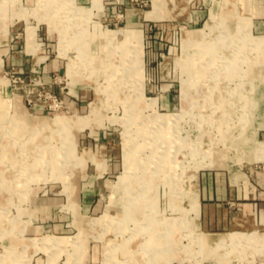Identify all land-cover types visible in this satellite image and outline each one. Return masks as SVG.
<instances>
[{
  "label": "rangeland",
  "instance_id": "1",
  "mask_svg": "<svg viewBox=\"0 0 264 264\" xmlns=\"http://www.w3.org/2000/svg\"><path fill=\"white\" fill-rule=\"evenodd\" d=\"M248 3L200 20L201 0H0V264L264 262V228L207 234L190 196L202 167L264 159ZM14 23L56 61L41 87L3 63Z\"/></svg>",
  "mask_w": 264,
  "mask_h": 264
},
{
  "label": "crops",
  "instance_id": "2",
  "mask_svg": "<svg viewBox=\"0 0 264 264\" xmlns=\"http://www.w3.org/2000/svg\"><path fill=\"white\" fill-rule=\"evenodd\" d=\"M201 1L203 8L193 10L194 18L200 20L203 15H206L207 18L209 11H214L218 0ZM247 7L249 11H253L250 20L251 32L264 34V0H249ZM206 18L201 26L204 25ZM19 24L10 25L9 39L11 42H8V46L4 50L7 52L3 61L4 65L13 67L17 71L22 70L23 67L30 71L37 70L39 71V73H35L37 77L42 80L48 79L49 69L55 66L56 61L46 59L47 54L43 52L42 45L46 43L44 41L45 35L36 31V25L34 37L38 42L37 47L34 51L27 50L25 46V23ZM17 33L21 36V43L15 38ZM156 46L158 47V45L151 43L150 47L146 49V64L152 63L151 49ZM259 66L254 65L252 71H258ZM262 68H260L261 74ZM260 104L259 111H264V104L262 105V102ZM261 121H264V113L261 115ZM257 161L242 166H231L230 164L206 166L197 171L193 187L197 197L196 222L201 230L207 234H218L230 230L244 231L264 228V159ZM95 162L102 167V161L97 160ZM88 180V185L85 186L84 184L81 187L80 194L84 198L88 197L90 190L95 192L96 189L91 186V179ZM110 185L112 187L111 182L107 186L110 187ZM85 205L86 203H83V206ZM259 264H264V262Z\"/></svg>",
  "mask_w": 264,
  "mask_h": 264
},
{
  "label": "built area",
  "instance_id": "3",
  "mask_svg": "<svg viewBox=\"0 0 264 264\" xmlns=\"http://www.w3.org/2000/svg\"><path fill=\"white\" fill-rule=\"evenodd\" d=\"M24 79L31 84L39 85V87L42 86V81L37 76H27L24 77L23 75H20L19 73L12 77L13 81L23 82ZM34 87V86H33ZM35 89V92L37 93V96H42V99H48L47 105L52 107H57L59 105V99L55 96V94L48 90H43L40 88ZM31 89H29L30 92ZM30 96L26 97V100H29Z\"/></svg>",
  "mask_w": 264,
  "mask_h": 264
},
{
  "label": "bare ground",
  "instance_id": "4",
  "mask_svg": "<svg viewBox=\"0 0 264 264\" xmlns=\"http://www.w3.org/2000/svg\"><path fill=\"white\" fill-rule=\"evenodd\" d=\"M82 37V36H81ZM84 37V36H83ZM81 39V38H80ZM81 43H83V42H81ZM192 43V42H191ZM199 44V43H198ZM215 44V43H214ZM201 45V44H200ZM215 47V46H214ZM212 48V47H211ZM207 52V51H206ZM87 56V55H86ZM91 57V56H90ZM100 64V63H99ZM72 117V116H71ZM64 118V117H63ZM77 118V117H76ZM22 119V118H21ZM72 119V118H71ZM76 120V119H75ZM13 122V121H12ZM17 122V121H16ZM57 123V122H56ZM14 133V132H13ZM264 144V143H263ZM248 148V147H247ZM261 148V147H260ZM240 149V148H239ZM247 152V151H246ZM41 153V152H40ZM252 153V152H251ZM264 153V152H263ZM51 155V154H50ZM252 155V154H251ZM254 156V155H253ZM254 157H256V158H258V157H260V158H264V155H262V156H257V155H255ZM173 158V157H172ZM209 159V158H208ZM60 160V159H59ZM46 161V160H45ZM58 161V160H57ZM208 163V162H207ZM51 170H53V169H51ZM125 180V179H124ZM127 182V181H126ZM123 184V183H122ZM190 196H191V201L193 202V200H194V196H196V194H195V192L193 191H191V193H190ZM169 222V221H168ZM168 228V227H167ZM172 228V227H171ZM155 234V233H154ZM221 237V238H220ZM228 238V237H227ZM224 239H226V238H224V236L222 237V236H219V238H217L216 240H214V244H219V243H224L225 241H224ZM155 242V241H154ZM150 247V246H149ZM151 248V247H150Z\"/></svg>",
  "mask_w": 264,
  "mask_h": 264
}]
</instances>
